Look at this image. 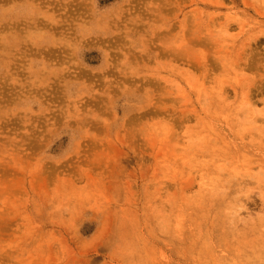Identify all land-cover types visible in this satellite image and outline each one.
Returning <instances> with one entry per match:
<instances>
[{
  "label": "rangeland",
  "instance_id": "obj_1",
  "mask_svg": "<svg viewBox=\"0 0 264 264\" xmlns=\"http://www.w3.org/2000/svg\"><path fill=\"white\" fill-rule=\"evenodd\" d=\"M0 264H264V0H0Z\"/></svg>",
  "mask_w": 264,
  "mask_h": 264
}]
</instances>
